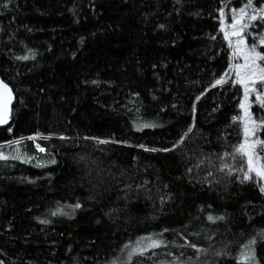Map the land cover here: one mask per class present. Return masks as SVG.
<instances>
[{
  "label": "trees",
  "instance_id": "trees-1",
  "mask_svg": "<svg viewBox=\"0 0 264 264\" xmlns=\"http://www.w3.org/2000/svg\"><path fill=\"white\" fill-rule=\"evenodd\" d=\"M247 2L0 0V75L15 94L0 144L22 140L36 152L37 142L42 157L56 160H0L4 264H125L146 237L164 243L130 264H242L241 246L264 229V193L257 179L240 182L239 154L223 157L243 141V121L233 120L243 88L230 77L219 9L231 20ZM252 31L264 28L248 29L250 43ZM225 72L228 83L213 87ZM252 112L264 117L258 104ZM142 122L157 126L139 130ZM193 123L173 151L139 147L172 148ZM257 136L264 140V129ZM77 202L72 215H51ZM209 213L226 220L208 221ZM224 245L229 255L216 257ZM256 256L264 264L259 238Z\"/></svg>",
  "mask_w": 264,
  "mask_h": 264
},
{
  "label": "snow or ice",
  "instance_id": "snow-or-ice-1",
  "mask_svg": "<svg viewBox=\"0 0 264 264\" xmlns=\"http://www.w3.org/2000/svg\"><path fill=\"white\" fill-rule=\"evenodd\" d=\"M11 0H9V3ZM179 3V0H177ZM259 4V6H257ZM7 7V5H4ZM220 17H225V10L223 8L219 9ZM231 18L232 23L229 28H224L222 26V31H224V38L228 40L229 47L232 49V58L235 59L240 57L243 59V63L241 64H232L230 68L235 71V81L234 83L240 84L243 86V101L240 103L239 107L243 110V115L241 117H233V120L240 119L243 121V141L235 147L234 153H229L225 151L223 153V157L232 156L233 160L236 158V154H239L245 161L246 168L242 167L240 169H235L236 171L243 172V176L240 179L241 183L246 181H253L257 179L260 183L259 191L264 193V158L259 157L258 155V146L260 151H264V140L255 138L257 131L260 129H264V117L255 118L253 113L251 112V102L250 96L255 94V102L264 107V51H258L259 46H264V33L258 34V42L254 40L251 46L247 43V33L248 29L252 28L255 30L256 28H264V0H248L242 7L239 9L232 8L231 9ZM259 21L257 24L256 22ZM160 28H165L164 24L159 25ZM211 39H215V37H210ZM234 38V40H233ZM31 52V50H29ZM34 58V53H33ZM17 59L20 60H28L29 56H21ZM228 73L225 72L219 79H216L213 87L219 85L223 86L228 83ZM93 84H98L99 81H92ZM257 84L260 85L259 89ZM135 95H139V93H135ZM204 95L202 92L200 96H197L196 99L200 100ZM15 99L13 95L12 88L9 87V84L4 81V79L0 78V124H6L10 117V105ZM155 99V97H154ZM21 103L23 100L21 99ZM175 107V105H173ZM217 109H214L216 111ZM139 130L143 128H154L157 125L154 123H146L142 122L136 125ZM193 125L189 126L187 131H185L180 139L173 144L172 148H145V145L140 144L139 147L145 149L146 151L156 152V151H164L169 152L176 149L179 145L184 143L186 137H188L189 133L193 131ZM11 131V129H9ZM49 137H44V139H48ZM23 139V137H21ZM28 139L35 140L36 136L28 137ZM61 139H67L66 137H61ZM98 144H107L109 140H101L97 137H93ZM119 142V141H116ZM9 143L19 144L20 141H13ZM126 143V142H125ZM40 152H44L45 149L40 147L39 144L36 145ZM9 157L0 153V160H7ZM19 156L13 157V159H19ZM203 161H201L202 163ZM50 163L55 164L56 160L53 158ZM42 166V165H38ZM223 168H228L229 173L233 171V167L229 164H224ZM191 172L192 169L189 168L187 170ZM209 175H212L209 173ZM147 183V182H145ZM144 185H139V188H142ZM126 188H131V185H126ZM171 199V196L168 197ZM164 198L161 197V201L163 202ZM68 208L72 210V212H66L64 210V206H58L55 211L51 212L52 216L57 215H65L70 216L75 212L76 209H81L83 205L79 202L68 205ZM211 207V206H209ZM39 219V218H37ZM207 220L213 223L217 221H225V215H212L209 213L207 215ZM42 224H49L51 221L49 219H43L40 221ZM164 231H169L165 229ZM195 236H199V233H193ZM264 241V229L260 230L258 233V237L254 236L248 240V242L241 246V251L239 253V259L242 261V264H259V260L256 256V245L257 239ZM187 240V238H185ZM207 239L209 241L212 240V236H208ZM142 241H147V243H143ZM164 242L160 239H155L153 237L141 238L140 241L136 243V246L131 248L128 252V261L125 264H130L131 258L134 255H143L146 249H156L159 248ZM187 247L192 249H196L197 253H208V249L202 248L198 246L197 243H193L191 241H187ZM211 247V244L209 245ZM125 248H128V245H125ZM214 255L216 257L228 256V246L224 245L222 248L216 249L214 251ZM177 264H180L179 258H176ZM0 264H4V261L0 260ZM112 264H119V261H113ZM207 264V261H205Z\"/></svg>",
  "mask_w": 264,
  "mask_h": 264
},
{
  "label": "rangeland",
  "instance_id": "rangeland-1",
  "mask_svg": "<svg viewBox=\"0 0 264 264\" xmlns=\"http://www.w3.org/2000/svg\"><path fill=\"white\" fill-rule=\"evenodd\" d=\"M231 23H232V18H231V20H228L226 18V16L224 18H222V26L224 28H229ZM223 34H224V31H223ZM251 34L254 37V40H257V42H258V34L259 33L256 34L254 31H252ZM247 37H248V35H247ZM233 40H234V38H233ZM248 40L249 39L247 38V43H248L249 46H251V44L253 43L254 40L251 43ZM258 51H260L259 47H258ZM231 52H232V49H231ZM241 63H243V59L240 58V57H237V58L233 59V63L232 64H241ZM230 77L235 81V71L232 70V69H231ZM257 87L259 89L260 85L257 84ZM242 88H243V86H242ZM242 101H243V97H242L240 103ZM250 102H251V109L250 110L252 112L253 105L257 104L255 102V94H252L250 96ZM242 115H243V110L240 108V117ZM255 138L260 139V137H258L257 134H256ZM13 141H17V140H13ZM13 141H10V142H13ZM19 141H20L19 144L9 143V142L0 144V153H3V155L9 157L8 159H13V157L19 156L20 158L17 159V160H20V161H23V162L32 163V164H35V165L47 166V165L51 164L50 160H48V158L42 157L43 154H42V152L40 153L38 148H37L36 152L30 151L28 149L27 143L23 142L22 140H19ZM37 144H39V143L36 142L35 145H37ZM40 147H41V145H40Z\"/></svg>",
  "mask_w": 264,
  "mask_h": 264
},
{
  "label": "water",
  "instance_id": "water-1",
  "mask_svg": "<svg viewBox=\"0 0 264 264\" xmlns=\"http://www.w3.org/2000/svg\"><path fill=\"white\" fill-rule=\"evenodd\" d=\"M0 78H2L1 75H0ZM6 83H7V82H6ZM9 87L11 88L10 85H9ZM12 90H13V89H12ZM13 95H14V97H15L14 91H13ZM14 101H15V99L13 100L12 104L10 105V117H9L8 122H7L6 124H0V127H7V126L10 124V122H11V113H12V106H13V104H14Z\"/></svg>",
  "mask_w": 264,
  "mask_h": 264
}]
</instances>
